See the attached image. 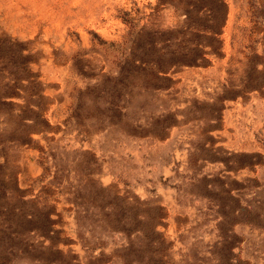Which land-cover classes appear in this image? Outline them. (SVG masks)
I'll return each mask as SVG.
<instances>
[{
    "label": "rangeland",
    "instance_id": "rangeland-1",
    "mask_svg": "<svg viewBox=\"0 0 264 264\" xmlns=\"http://www.w3.org/2000/svg\"><path fill=\"white\" fill-rule=\"evenodd\" d=\"M0 264H264V0H0Z\"/></svg>",
    "mask_w": 264,
    "mask_h": 264
}]
</instances>
